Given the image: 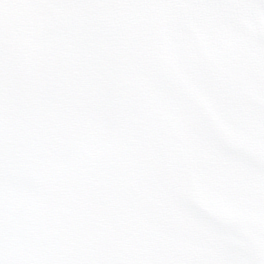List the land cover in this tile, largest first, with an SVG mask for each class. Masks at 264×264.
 <instances>
[{"label": "rangeland", "instance_id": "obj_1", "mask_svg": "<svg viewBox=\"0 0 264 264\" xmlns=\"http://www.w3.org/2000/svg\"><path fill=\"white\" fill-rule=\"evenodd\" d=\"M73 2L79 8L70 19L62 12ZM150 2L0 0V185L8 186L0 193L3 264H207L220 257L185 221L175 196L195 187L189 198L208 208L213 160L187 132L179 103L184 95L165 79L157 60V31L146 35L138 22L137 10L152 7ZM263 14L259 6L249 8L247 23H239L252 36L249 70L255 82L249 106L262 99ZM41 17H46L42 29ZM232 37L239 49L246 36ZM207 62L204 88L219 97L234 95L207 73ZM185 84L197 102L202 97V106L212 103L195 81ZM122 102L158 141L143 129L124 130ZM80 134L109 152L118 144L114 160L125 182L118 183L117 198L89 180L94 189L84 210L99 211L97 224L107 229L96 232V239L77 221L75 229L68 223L76 219L72 212L64 219L50 192L61 190L60 179L49 175L50 165L68 167L70 142ZM93 134L101 143L91 140ZM242 211L254 217V202L246 199ZM23 227L26 244L17 241Z\"/></svg>", "mask_w": 264, "mask_h": 264}, {"label": "snow or ice", "instance_id": "obj_2", "mask_svg": "<svg viewBox=\"0 0 264 264\" xmlns=\"http://www.w3.org/2000/svg\"><path fill=\"white\" fill-rule=\"evenodd\" d=\"M204 2L264 9V0ZM202 90L212 97L210 105H199L187 92L179 103L188 134L213 160V192L208 208L189 198L195 187L176 192L177 203L185 221L220 253L207 264H264V85L262 99L251 106L235 95ZM249 187L260 191L250 194ZM246 199L254 202V217L243 214Z\"/></svg>", "mask_w": 264, "mask_h": 264}, {"label": "bare ground", "instance_id": "obj_3", "mask_svg": "<svg viewBox=\"0 0 264 264\" xmlns=\"http://www.w3.org/2000/svg\"><path fill=\"white\" fill-rule=\"evenodd\" d=\"M70 7H71V5H70ZM74 8H76L75 6H73ZM45 19L43 18L40 22H41V24H40V27H41V29L43 28V26H44V24H45Z\"/></svg>", "mask_w": 264, "mask_h": 264}]
</instances>
